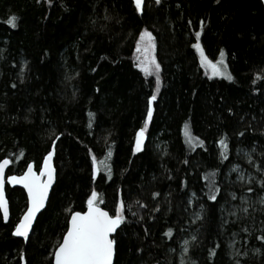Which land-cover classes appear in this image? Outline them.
Returning a JSON list of instances; mask_svg holds the SVG:
<instances>
[{
    "label": "trees",
    "instance_id": "trees-1",
    "mask_svg": "<svg viewBox=\"0 0 264 264\" xmlns=\"http://www.w3.org/2000/svg\"><path fill=\"white\" fill-rule=\"evenodd\" d=\"M13 15L15 27L7 23ZM145 28L158 86L133 58ZM196 31L208 59L224 50L232 80L204 71ZM51 147L55 182L26 240L12 233L25 193L6 186L0 264H50L68 214L84 210L93 189L111 214L117 196L125 204L113 264H182L185 245L187 264H264L261 0H144L139 13L132 0H0V159L10 160L8 173L29 162L38 170ZM109 149L111 175L99 164L93 179L92 156L104 160Z\"/></svg>",
    "mask_w": 264,
    "mask_h": 264
},
{
    "label": "snow or ice",
    "instance_id": "snow-or-ice-1",
    "mask_svg": "<svg viewBox=\"0 0 264 264\" xmlns=\"http://www.w3.org/2000/svg\"><path fill=\"white\" fill-rule=\"evenodd\" d=\"M52 0H48L51 3ZM157 4L160 0H155ZM264 2V0H262ZM135 4V9L139 13L142 11L143 0H133ZM17 18L13 15L8 18L7 23L15 27V20ZM191 23V22H189ZM203 21H201V24ZM200 31L195 32L196 42L193 43L192 47L199 53L201 64L210 67L212 75L225 76L226 79L232 80L233 77L227 72V65L224 63V50L221 49L219 56L220 58L213 62L208 60L205 56L204 51L201 47L199 37ZM136 53H137V63L136 67L142 69L144 72L155 71L156 83L159 84V70L160 65L156 62L153 55L155 48L154 38L152 32L148 31L146 28L139 32V38L135 41ZM255 83V80H253ZM156 99V90L153 89L152 94L147 97V108L146 115L143 121V125L136 131L135 134V144L133 145L132 151L135 153L139 150L142 142L145 130L148 126L149 120L153 114V101ZM231 111V110H229ZM185 135L189 139V143H192V137L189 132H185ZM196 141L203 144V141L199 140V137L195 138ZM55 145V141L52 142ZM221 147V156L224 155V151L227 147V141L224 137H221L218 141ZM89 154L91 155V149H89ZM54 155V148L46 151L43 156V161L38 165L39 171L33 170V163L29 162L26 169L21 175H9L7 176V181L10 184H21L27 190V207L26 211L23 212L19 221L15 224L13 232L15 235L20 237H28L29 228L32 225V221L36 213L44 207L45 200L48 196L49 186L53 182L54 168L52 164V157ZM111 156V150L106 153L105 159L98 162L96 156H92V167L91 173L93 179L96 178L97 172L99 170V164H104L105 169L109 176L111 175L110 169L107 165V158ZM251 159V157H249ZM10 162L5 157L0 159V211L3 212L5 219L8 217V206L7 201L4 197V171L5 166ZM239 180H243V175L237 177ZM259 183V181H258ZM219 189L213 185V191L209 194L210 200H215V192ZM245 191L251 192L250 187L246 188ZM119 192V189H117ZM156 193H153L155 196ZM233 195H235L233 193ZM244 200V197H241ZM260 202L264 204V199ZM86 211H72L68 214L66 219V229L62 231L61 238L56 243V246L52 249L49 255L52 257L50 264H113L114 256V239L112 234L118 229V226L125 220L124 207L125 204L122 199L117 196L114 206V214H110L109 210L100 206V200L98 193L95 189L87 196L86 200ZM250 207L245 203L242 211L247 214V209ZM199 216V213H197ZM247 231V229H244ZM171 229L167 230L166 234L171 233ZM195 239V237H192ZM257 239L264 240V236H258ZM185 244L187 242L185 241ZM139 251V249H137ZM258 251V249H256ZM210 255L212 252L210 251ZM20 260L24 261V253L21 251ZM239 264V262H237Z\"/></svg>",
    "mask_w": 264,
    "mask_h": 264
},
{
    "label": "water",
    "instance_id": "water-1",
    "mask_svg": "<svg viewBox=\"0 0 264 264\" xmlns=\"http://www.w3.org/2000/svg\"><path fill=\"white\" fill-rule=\"evenodd\" d=\"M133 1V0H132ZM143 2H144V0H143ZM261 3H262V5H263V7H264V2H262V0H261ZM142 5H143V3H142ZM53 147H51V149H52ZM54 156V155H53ZM2 159H4V158H2ZM8 159V158H7ZM9 160V159H8ZM42 161H43V159H42ZM9 162H10V160H9ZM42 163V162H41ZM52 164H53V157H52ZM9 165H10V163L8 164V165H6L5 166V171H4V187H3V191H4V197H5V200L7 201V206H8V217H7V219H5L4 218V216H3V212L2 211H0L1 212V215H2V219H3V221L4 222H7L8 221V219H9V216H10V212H9V202H8V199H7V196H6V186L8 185L9 187H18V188H21L23 191H24V193H25V196H26V207H27V199H28V196H27V190L23 187V185H21V184H10L8 181H7V176H9V175H21L22 173H23V171L26 169V167H25V169L21 172V173H11V174H7V171H8V167H9ZM27 166V165H26ZM53 168H54V174H53V182H52V184L49 186V191H48V196H47V198H46V200H45V205H44V207L43 208H41L37 213H36V215L34 216V218H33V221H32V225L30 226V228H29V234H28V236L30 235V233H31V231H32V228H33V225H34V223H35V220H36V218H37V216H38V214L45 208V206H46V203H47V200H48V197H49V194H50V191H51V189H52V186H53V184H54V182H55V167H54V164H53ZM33 170L34 171H39V169L37 170V169H35L34 168V166H33ZM101 206V205H100ZM26 207H25V209H24V211H26ZM102 207V206H101ZM87 210V206H85V208H84V210H82V211H86ZM107 210V209H106ZM23 211V212H24ZM23 212H22V214H23ZM21 214V215H22ZM111 214V213H110ZM21 215H20V217H21ZM19 217V218H20ZM18 221H19V219H18ZM17 221V222H18ZM16 222V223H17ZM14 227H15V225H14ZM118 228H119V226H118ZM14 229V228H13ZM13 234H14V232H13ZM115 233H113L112 234V238H113V235H114ZM15 235V234H14ZM16 237H18V238H21V239H23V240H26L27 238H25V237H20V236H17V235H15ZM114 256H115V243H114ZM114 256H113V262H114Z\"/></svg>",
    "mask_w": 264,
    "mask_h": 264
},
{
    "label": "rangeland",
    "instance_id": "rangeland-1",
    "mask_svg": "<svg viewBox=\"0 0 264 264\" xmlns=\"http://www.w3.org/2000/svg\"><path fill=\"white\" fill-rule=\"evenodd\" d=\"M135 49H136V47H135ZM198 53V52H197ZM153 55H154V51H153ZM198 55H199V53H198ZM206 56V55H205ZM133 58H134V60L136 61V63L138 62L137 61V53H136V50H134V54H133ZM199 58H200V55H199ZM220 58V57H219ZM218 58V59H219ZM218 59H216V60H211V61H213V62H215V61H217ZM224 59V58H223ZM208 60H210V59H208ZM200 62H201V60H200ZM206 61H205V65H206ZM224 63H225V61H224ZM202 65V64H201ZM205 65H202V67H203V69H204V71L209 75V76H217V75H212V71H211V68L210 67H207V66H205ZM226 65V64H225ZM142 70V69H141ZM143 71V70H142ZM144 72V71H143ZM227 72H228V69H227ZM144 74H146V75H149V76H152L153 78H154V80H155V82H156V75H157V73L155 72V71H149V72H144ZM217 77H225V76H217ZM156 86H158L157 85V83H156ZM233 170L240 176V175H243V177H244V179H245V177L247 176V173L245 172V170H243V168H239V167H234L233 168ZM185 252H186V245L183 247V251H182V257H181V263L182 264H187V262H186V260L184 259V254H185ZM191 264V263H190Z\"/></svg>",
    "mask_w": 264,
    "mask_h": 264
},
{
    "label": "flooded vegetation",
    "instance_id": "flooded-vegetation-1",
    "mask_svg": "<svg viewBox=\"0 0 264 264\" xmlns=\"http://www.w3.org/2000/svg\"><path fill=\"white\" fill-rule=\"evenodd\" d=\"M14 173H20V172H14ZM7 174H11V173H8V172H7Z\"/></svg>",
    "mask_w": 264,
    "mask_h": 264
},
{
    "label": "bare ground",
    "instance_id": "bare-ground-1",
    "mask_svg": "<svg viewBox=\"0 0 264 264\" xmlns=\"http://www.w3.org/2000/svg\"><path fill=\"white\" fill-rule=\"evenodd\" d=\"M24 169H25V168H24ZM22 171H23V170H22ZM22 171H21V172H22ZM21 172H20V173H21ZM12 233H13V232H12Z\"/></svg>",
    "mask_w": 264,
    "mask_h": 264
}]
</instances>
